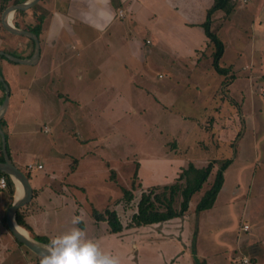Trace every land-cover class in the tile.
<instances>
[{
	"label": "rangeland",
	"instance_id": "rangeland-1",
	"mask_svg": "<svg viewBox=\"0 0 264 264\" xmlns=\"http://www.w3.org/2000/svg\"><path fill=\"white\" fill-rule=\"evenodd\" d=\"M179 1L184 2L182 8L188 3L195 22L205 20L213 2ZM233 4L227 19L216 11L211 22L224 44L219 65L230 67L226 76L213 70V49L205 46L199 27L188 30L186 41L174 48L184 37L175 35L176 28H160L159 45L141 44L148 52L145 61L130 53L127 38L137 36L130 27L120 28L121 23L90 29L88 43L84 44L85 36L76 42L82 44L79 51L68 49L70 40L63 32L58 42L39 36L40 58L35 66L7 61L12 71L5 77L10 106L23 103L16 129L18 147L28 161L38 154L36 161L44 164L39 171L27 170L23 164L20 169L28 176L39 174L43 185L49 183L56 191L81 198L87 205V213L81 215L88 233L97 231L91 206L98 210L110 206L122 197V188L133 194L131 202L122 200L118 205L125 220L147 186L173 181L189 161L200 167L210 159L227 158L213 206L195 212L212 173L189 202L184 221L189 226V246L210 264H264V0H234ZM33 6L26 21L37 14L43 17L40 29H46L53 2L40 0ZM70 26L73 40L74 33L79 37L77 29L85 28L78 20ZM143 30L141 41L150 35L146 27ZM2 34L0 38L5 37ZM23 38L19 37L25 42ZM27 43L26 55L31 48ZM195 43L198 52L187 53ZM13 48L12 54L21 50L18 44ZM36 77L52 86L47 95L37 94ZM17 85L21 86L18 94L13 90ZM161 97L169 98V109H164ZM216 116L222 119L218 124ZM229 130L241 131L236 146L227 140ZM52 161L54 165L48 167ZM6 245L0 233V264H36L23 247L18 245L17 259L18 250Z\"/></svg>",
	"mask_w": 264,
	"mask_h": 264
},
{
	"label": "crops",
	"instance_id": "crops-1",
	"mask_svg": "<svg viewBox=\"0 0 264 264\" xmlns=\"http://www.w3.org/2000/svg\"><path fill=\"white\" fill-rule=\"evenodd\" d=\"M51 1L53 2V6L49 16L51 17V20L48 23L47 28L41 30L39 36L47 39H52L54 42H58L61 37L60 35H62L63 32L70 40L68 49L79 51V49L82 47V44L76 42H80L85 36L83 40L84 44H86V42L88 43V40L92 34L90 29L98 28L99 30L101 27H110V24L112 23H121L120 28L130 27L131 31L137 36V38L135 39L134 35L130 34L127 38L128 40L126 41V44L128 49L130 50V53L132 52L131 54H134L136 56V59H141L139 61H145L146 56H144V54H148V52L143 51L145 50V48L141 45L142 43L148 45H159V35L161 32L160 28H167V30H170V28H176L175 35L179 34L184 37L180 38L182 39V42H179L178 40L179 45H172V47L174 48L176 46H180V44H182L184 40L186 41L187 34L190 33L188 30L196 29L197 27L201 28L200 24L202 23V19L199 22L194 21L193 12L187 6L188 3L185 2V8L181 7L184 3L182 0V2H180L179 0H174V3L173 0ZM29 11L30 10H27V12ZM119 11H121L122 16L119 15ZM74 20L80 21L81 26L85 27L77 29L79 37L74 33L75 40H73L69 36L70 33H73V31L70 30V22ZM143 27L147 28L146 33L147 35H150L149 37L143 38V41H141L139 36L140 34L145 32V30H143ZM2 32L5 33V37L0 38L4 46L0 48L1 51L12 54V50L14 49L13 46L18 44L20 45L21 50H16L18 54L12 55L22 58H28L31 56V54L29 56L25 54V46L26 44H28V40L26 37L22 36L25 40V42H23L21 41V39H19V37H21L19 35L11 34L4 29L0 31L1 36H3ZM88 34L89 38H86ZM185 43L186 42H184V44ZM206 44L207 40L205 38V46ZM193 45L194 46H192L191 48H187V53H192L193 51H195L194 54H196L198 52L199 47L196 46V43ZM39 58L40 57H38L37 62L35 64H32L31 66H35L38 63ZM162 61L164 60L162 59ZM197 66L198 65H195L194 68H196ZM1 70L4 72L2 73L4 80L7 75H10L12 73L11 65L8 64L7 60L0 57V71ZM160 76L161 74L158 75V77ZM36 79H39V88H36L38 91L37 94L42 95L44 93V95H47L45 91L50 90V87L52 88V86L48 85V80L45 81L44 79V81L42 82V78L36 77ZM19 86L20 85H17L13 88L14 92H16L17 90L19 92L21 90V86ZM34 86H36V84H34ZM18 92H16V94H18ZM48 94L51 95L50 92ZM170 95L171 94L169 93V97ZM1 97L2 91L0 89V100ZM161 99L163 100L164 104H162L160 100L156 101L159 104H162L164 109H169L171 107L169 98L161 97ZM22 105L23 103L18 104L14 102L13 105L10 106L9 92L8 105L3 119L7 115L9 118L7 117L4 119L5 126L2 127V130L5 135L6 132L4 131V128L7 129V133L12 134L9 135V137L6 135L7 148L12 162L19 169L23 164L24 168L27 170L39 171L44 169V164L40 161H36V158H39V155L37 154L34 157V161H28L24 156L23 149L18 147V143H20V133H16V129H18L17 123L19 122L18 117L20 115L19 113ZM185 117L184 119H186ZM214 120V123L218 124L222 119L216 116ZM45 128L49 129V127H47L46 125ZM214 131L217 135V131L215 129ZM44 132L46 133L47 131ZM238 132L235 131L234 134L232 130H229L227 132L229 138L227 140H233L234 146H236L237 142L239 141V135L241 131L236 137V134ZM24 160L26 161L24 162ZM52 162L48 167L54 165V162ZM28 165H31L32 168L28 169ZM38 165H41V167L39 168ZM29 182L32 187L33 195L29 204L27 203V206L25 207V221L29 224L35 234L46 236L51 240L56 236L70 231L74 227V225L71 223L73 216L87 213V205L82 202L81 198H75L73 195L67 196L64 192L56 191L52 187H50L49 183H45V185H43V183L39 182V174L29 176ZM15 194V186L12 196L7 194L5 188H0V233H2V237L6 240V247L8 249L15 248L16 250H18V259V255L20 254L18 249L19 246L14 241L11 233L7 232L4 225L2 224V216H5V211L12 203ZM110 206L112 207V205ZM114 209L116 210L117 214H119V212L117 211L118 205H115ZM62 211H66L67 216ZM89 213L91 216V209H89ZM185 218L186 215L181 218H173L162 223L124 228L122 229V231L117 233L110 232L105 221L96 222L92 218L93 223L95 222L94 227L95 229H97V231L94 230L88 233L87 230H84L85 226L83 222L81 229L86 232V236L88 239L97 241L102 249L118 256L121 259L122 264H194L191 255V248L188 243L189 226L184 222L186 220ZM76 227L79 226L76 225ZM2 246L4 247V245ZM246 252L247 250L245 252H242V255H246ZM199 254L202 255L201 252H199ZM202 258L205 259L207 264H210L205 255H203ZM22 259L26 261V259ZM28 263L30 264V262ZM221 264L229 263H227V261H221ZM239 264L243 263L239 262Z\"/></svg>",
	"mask_w": 264,
	"mask_h": 264
},
{
	"label": "trees",
	"instance_id": "trees-1",
	"mask_svg": "<svg viewBox=\"0 0 264 264\" xmlns=\"http://www.w3.org/2000/svg\"><path fill=\"white\" fill-rule=\"evenodd\" d=\"M23 0H0V15L4 8L8 5L22 2ZM234 0H213L212 5L206 11L205 20L200 24V27L203 31V34L207 40L206 46L212 47L211 56V66L213 70L222 76H226L229 71V66L224 67L219 65V60L223 55L224 44L217 35V31L213 30L211 27L212 16L216 11L223 12V19H227L234 7ZM34 7V6H33ZM32 9V8H30ZM29 10V9H28ZM27 10H17L13 14L12 23L17 28H23L34 32L38 37L40 35V23L43 17L33 14L32 21L27 22ZM4 30L0 23V31ZM31 44L29 56L33 51V40L27 38ZM204 56V54H201ZM1 58L8 61L3 55H0ZM0 89L2 91V97L0 103L4 96V90L2 83L0 82ZM5 126V120L2 118L0 120V127ZM239 132L236 134V137L239 135ZM234 143V142H233ZM7 153L8 148H7ZM10 157V155H9ZM2 153L0 151V161H2ZM229 163V159H210L202 166H196L195 163L189 161L185 167H182L176 178L168 183H156L153 185L147 186L140 192V195L136 202L134 203V209L129 214L125 220H123L119 214H117L114 209L115 205H119L122 200L125 203L131 202L133 199V194L131 189L122 188V197L112 202V207L107 206L102 210H98L95 207H91V217L94 221H105L109 228V231L112 233H117L122 231L124 228H132L139 226H146L155 223H162L173 218L183 217L187 214L189 209V202L192 196L203 189L205 184L208 182L210 174H213L212 181L209 185L205 186L204 192L197 201L195 205V212H201L211 208L215 202L217 193L223 183V171ZM29 179L27 173H25ZM3 176L5 179V189L7 194L10 196L14 193V184L11 179L4 173L0 172V177ZM136 170L134 176L136 178ZM134 182H132L131 187L133 188ZM29 204V203H28ZM24 205L16 211L15 220L17 224L23 227L31 237L36 240L49 243L51 242L46 236L37 235L33 232L32 228L25 221V207ZM2 224L4 225L7 232H9L5 216H2ZM82 227V223L78 225ZM10 233V232H9ZM14 241L17 245L23 247L27 252L31 253L36 260V264H40L41 257L35 255L23 244L18 242L14 237ZM191 255L194 261V264H207L205 259L199 258L195 252V248L191 246Z\"/></svg>",
	"mask_w": 264,
	"mask_h": 264
},
{
	"label": "water",
	"instance_id": "water-1",
	"mask_svg": "<svg viewBox=\"0 0 264 264\" xmlns=\"http://www.w3.org/2000/svg\"><path fill=\"white\" fill-rule=\"evenodd\" d=\"M38 1L39 0H23L22 2L8 5L1 12L0 23L3 29H5L7 32L11 34L29 38L33 40L34 43L32 54L28 58L18 57L0 50V55H4L5 58H7L12 62L19 64H27V65H32L37 62L40 53V43L38 36L30 30L15 27L12 23V18L15 11L17 10L26 11L30 9L33 5H35ZM0 82L2 83L4 90V96L0 103V120H1L7 109L10 91L7 83L4 81L3 76L1 74H0ZM0 149L3 158L2 161H0V172L6 174L11 179V181L13 182L16 188L15 197L12 203L8 206V208L5 211L6 226L9 232L11 233V235L18 242L23 244L24 247H26L32 253L42 258L45 253V250L49 246V243H45L31 237L29 233L23 227L19 226L15 220L16 211L20 207L30 202L33 195V191L26 174L22 170H20L9 157L7 153L6 137L1 127H0ZM17 184H19L21 189V193L19 196H17Z\"/></svg>",
	"mask_w": 264,
	"mask_h": 264
},
{
	"label": "clouds",
	"instance_id": "clouds-1",
	"mask_svg": "<svg viewBox=\"0 0 264 264\" xmlns=\"http://www.w3.org/2000/svg\"><path fill=\"white\" fill-rule=\"evenodd\" d=\"M82 222V215L73 216L74 227L51 239L40 264H122L118 256L102 249L97 241L87 238L83 229L76 227Z\"/></svg>",
	"mask_w": 264,
	"mask_h": 264
},
{
	"label": "built area",
	"instance_id": "built-area-1",
	"mask_svg": "<svg viewBox=\"0 0 264 264\" xmlns=\"http://www.w3.org/2000/svg\"><path fill=\"white\" fill-rule=\"evenodd\" d=\"M119 15L122 16L121 11H119ZM263 83H264V80H263ZM38 167L40 168L41 165H38ZM31 168H32V166H31V165H28V169H31ZM0 188H1V189L5 188V179H4L3 176L0 177ZM243 229H244V230L247 229V226L245 225V226L243 227ZM243 260L246 261V259H243Z\"/></svg>",
	"mask_w": 264,
	"mask_h": 264
},
{
	"label": "bare ground",
	"instance_id": "bare-ground-1",
	"mask_svg": "<svg viewBox=\"0 0 264 264\" xmlns=\"http://www.w3.org/2000/svg\"><path fill=\"white\" fill-rule=\"evenodd\" d=\"M20 193H21V189H20V186H19V184H17V196H19V195H20Z\"/></svg>",
	"mask_w": 264,
	"mask_h": 264
}]
</instances>
